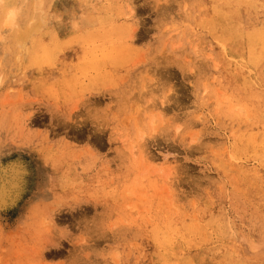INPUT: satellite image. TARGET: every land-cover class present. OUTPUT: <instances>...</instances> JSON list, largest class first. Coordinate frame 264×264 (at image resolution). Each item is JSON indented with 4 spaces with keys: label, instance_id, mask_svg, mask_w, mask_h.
Wrapping results in <instances>:
<instances>
[{
    "label": "rangeland",
    "instance_id": "1",
    "mask_svg": "<svg viewBox=\"0 0 264 264\" xmlns=\"http://www.w3.org/2000/svg\"><path fill=\"white\" fill-rule=\"evenodd\" d=\"M157 2L52 0L5 57L0 264H264V0Z\"/></svg>",
    "mask_w": 264,
    "mask_h": 264
},
{
    "label": "clouds",
    "instance_id": "2",
    "mask_svg": "<svg viewBox=\"0 0 264 264\" xmlns=\"http://www.w3.org/2000/svg\"><path fill=\"white\" fill-rule=\"evenodd\" d=\"M161 3L162 0L157 2ZM61 19L60 15L52 11V0H0V51L4 53L0 55V70L4 69L5 57L8 55L21 62L28 57L34 58L41 39L51 32L53 22ZM85 23L86 17L75 12L70 14L72 33L82 32ZM234 114L243 118L247 113L244 108H236ZM177 124L174 120L165 122L157 134L167 136L172 133L173 137H180V143L185 147L181 141L183 134L191 128L190 122L185 121L182 124L183 130L180 135L176 133ZM147 131L146 120H142L140 125L133 129V135ZM73 264H82V261L77 258Z\"/></svg>",
    "mask_w": 264,
    "mask_h": 264
},
{
    "label": "bare ground",
    "instance_id": "3",
    "mask_svg": "<svg viewBox=\"0 0 264 264\" xmlns=\"http://www.w3.org/2000/svg\"><path fill=\"white\" fill-rule=\"evenodd\" d=\"M247 3H248V2H247ZM250 3L253 4V2H250ZM261 4H262V3H261ZM250 6H251V5H250ZM263 6H264V5H263ZM240 7H241V6H240ZM242 7H243V6H242ZM260 7H261V6H260ZM261 8H262V7H261ZM249 9H250V8H249ZM246 10H247V9H246ZM251 10H252V8H251ZM262 10H263V9H262ZM133 11H134V10H133ZM252 11H253V10H252ZM244 12H245V11H244ZM249 12H250V11H249ZM257 12H258V11H257ZM255 13H256V12H255ZM255 13H253V14H255ZM241 14H242V13H241ZM256 14H257V13H256ZM256 14H255V15H256ZM260 14H261V13H260ZM251 15H252V13H251ZM251 15H250V16H251ZM218 16H219V14H218ZM229 16H230V15H229ZM247 16H248V14H247ZM224 17H225V15H224ZM238 17H239V16H238ZM257 17H258V15H257ZM219 18H220V16H219ZM258 18H259V17H258ZM258 18H257V19H258ZM231 19H232V18H231ZM242 19H243V18H242ZM223 20H224V19H223ZM232 20H233V19H232ZM220 21H221V20H220ZM221 22H223V21H221ZM224 22H225V21H224ZM235 22H238V21H235ZM243 22H244V21H243ZM251 23H252V22H251ZM243 24H244V23H243ZM243 24H239V25H243ZM232 25H234V24H232ZM236 25H238V23H237ZM236 25H235V26H236ZM252 25H253V24H252ZM250 26H251V25H250ZM233 27H234V26H233ZM239 27H241V26H239ZM242 27H243V26H242ZM252 29H253V28H252ZM263 29H264V28H263ZM263 29H262V30L259 29V30H260V34H261V31H263ZM247 30H248V29H247ZM256 30H257V29H256ZM252 32H253V31H252ZM256 32H258V31H256ZM248 33H249V31H248ZM258 33H259V32H258ZM255 34H256V33H255ZM255 34H254V36H255ZM260 34H259V35H260ZM251 35H252V34H251ZM251 35H250V36H251ZM259 35H257V36H259ZM244 36H245V35H244ZM254 36L252 35L251 38H253ZM260 36L262 37V35H260ZM248 38H249V36H248ZM251 38H250V39H251ZM256 38H257V37H255L254 39L256 40ZM259 38H260V37H259ZM262 38H263V37H262ZM239 39H240V38H239ZM254 39H253V40H254ZM242 40H243V38H242ZM257 40H258V39H257ZM246 41H247V40H246ZM258 41H259V40H258ZM226 42H227V41H226ZM228 42H229V41H228ZM250 42H251V41H250ZM253 42H254V41H253ZM255 42H256V41H255ZM221 43H223V42H221ZM256 43H257V42H256ZM251 44H252V43H251ZM254 45H255V44H254ZM256 45H257V44H256ZM260 45H261V44H260ZM262 45H263V44H262ZM255 47H256V46H255ZM176 48H177V47H176ZM261 48H263V47H261ZM261 48H260V49H261ZM246 50H247V49H246ZM259 51H260V50H259ZM252 55H253V54H252ZM259 55H261V54H259ZM249 57H250V56H249ZM223 58H224V56H223ZM253 58H254V57H253ZM259 61L262 62L261 60H259ZM259 61H258V63H259ZM247 63H248V62H247ZM252 64H253V63H252ZM261 64H262V63H261ZM241 65H245V64H241ZM250 65H251V64H250ZM254 65H255V64H254ZM252 66H253V65H252ZM258 66H259V65H258ZM254 67H255V66H254ZM256 67H257V66H256ZM256 67H255V68H256ZM248 69H249V68H248ZM251 72H252V71H251ZM251 72H249V73H251ZM260 78H262V77H260ZM255 79H256V78H255ZM263 79H264V78H263ZM254 84H255V83H254ZM253 87H254V86H253ZM260 89H261V88H260ZM17 172H18V171H17ZM14 178H15V177H14ZM166 245H168V244H166ZM169 254H170V253H169ZM165 257H167V256H165Z\"/></svg>",
    "mask_w": 264,
    "mask_h": 264
}]
</instances>
